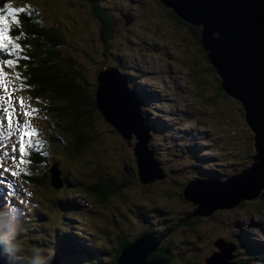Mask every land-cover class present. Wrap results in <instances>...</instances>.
<instances>
[{
    "label": "trees",
    "instance_id": "16d2710c",
    "mask_svg": "<svg viewBox=\"0 0 264 264\" xmlns=\"http://www.w3.org/2000/svg\"><path fill=\"white\" fill-rule=\"evenodd\" d=\"M71 1L0 0V8L5 7L4 13L0 14L6 17V25L0 26H10L11 24V16L6 11L9 6L11 8H21V6L16 7L15 5L22 2H28L33 5L30 13L26 11L17 14L24 32L18 43L24 49L27 47L31 50V53L25 54L26 59H24L23 65L19 69L24 70H22L23 75L21 78L24 80L29 96L31 97L32 94L34 97L40 95L46 98V102L42 103L43 105H41L39 112L45 117L47 124L45 125L46 133L44 132L43 136L45 144H41V147L36 150V153L33 154L35 160L32 164H29L32 169L37 168L36 163L39 164L42 168L41 174H38L35 178L29 172L30 170L26 168L24 176L21 174L20 176L28 181L31 186L41 185L44 192L51 193L50 198H47V200L39 198L41 206L48 205L50 208H58L54 201L57 190L60 189L63 193H67L64 190L74 186H84L83 191L96 197L95 200L100 205H105V211L111 209L112 205H114L112 209L118 208L116 205H119L120 201L123 202V200L125 201L128 197H131V191L132 198H136V204H130L132 208L129 207L127 215H124L126 218L124 227L131 229V231L129 230L130 236L129 234L124 235L123 231L118 227L113 234L110 245L104 246L102 243H96L95 249L98 251L92 250L89 253L86 248H70L71 252H74L73 258L76 261L74 264H89L87 257H98L99 255H101L103 263L98 258H95L92 264H117L121 249L134 244L146 233L154 237L163 238L161 245H158L157 250L147 258V262H155L156 264H207V259L218 251L216 242L219 239L218 241H230L235 246L232 263L264 264V234H259L256 231L251 232L249 229L243 230L244 227L242 225L235 226L236 233H232L233 227L226 225L227 222H224L220 228L224 232L225 228H227V234H218L219 237L217 236L211 245L202 243V237L205 232L200 231L201 223L204 219L208 220V218L197 217L194 214L197 211V207L193 203L185 201L184 191L195 178H203L210 181L219 180L223 177L219 172L213 173L216 164L213 165V160L210 159V156L206 161L210 163L211 169L202 173V166H199L202 164V160L198 150H194L184 144H182V148L176 147L171 140L172 136L169 139V144L173 145L171 148H158L156 146H159L164 138H159L156 133L151 132L153 140L148 144L149 150L154 154L155 164L164 172V179L157 180L151 185L140 184L137 160H132L127 164L120 161L118 155L120 144L115 139L119 134L110 123L104 120L102 113L96 106V97L95 95L94 97L92 96L96 85L93 86V83H89L97 78L95 68L100 67L102 63L106 65L114 64L122 61V59L124 64L119 63V65L128 68L129 85L134 81L133 77L129 76L130 73L140 76V80L145 82L144 85L146 87H152L151 80H154V82L159 80L156 74L148 75L143 73L136 68L134 63H130L129 59L135 61L138 50V61L144 60L151 56L152 53H155L156 58L162 57L177 64L176 60L168 59L167 48L169 49L170 47L166 45L168 37L171 36V33L172 36L175 33H179L178 42L182 43V45L174 46L178 51L181 46H184L187 53L190 54L194 49L187 39L188 33L186 32L192 30L195 33L194 40L200 47L204 28L200 25L192 28L187 23H183L180 18L170 12L172 10L162 5L159 0H140L144 5L142 10L146 11V15L140 18L135 13V11H138L137 3L139 1L90 0L92 4L90 9L85 6H74ZM98 1L103 2L99 4ZM88 9V13H85ZM126 11L132 15L133 13L136 14L133 15V21L126 22L123 19L121 14ZM46 24L50 26H45ZM138 28L139 31L145 29L146 34L150 33L154 38L156 36V38L164 36L161 38L164 41V45L152 47L147 45L148 40L146 39L144 41L138 39L128 40V36L133 34L129 30H138ZM153 32H155L156 36L153 35ZM38 35L43 38L41 43H39L41 49L46 52V56L43 58L40 55L42 51L37 43ZM86 36L90 40L87 42H91L94 47L90 52L85 51V54L80 47L84 42L79 40ZM95 42L98 44L95 45ZM165 45L167 48H165ZM194 52L191 54L193 55L191 59L195 61V66L200 69L202 61ZM204 65H207V63L205 62ZM186 67L189 68V65H186ZM212 70H214L213 66L208 64L204 72L201 70L202 74L196 72L194 76L196 80L192 78L187 80L188 89L191 88L196 91L192 92L189 90L187 93L190 104L185 98L176 99L175 101L166 99V101L179 114V119L177 117L175 119L180 125H182L181 118L183 116L181 106L189 104L190 112L199 110V115L196 117V119L201 120L199 126L203 131L206 129L210 131L209 134L213 136V144L215 146L219 141L218 135L220 134L223 152L216 153L218 161H220L219 155H224L226 142L228 143L229 141L224 137L227 134L225 123L221 119L214 120L215 115L223 109L222 99L231 100L240 107L241 104L225 91L220 77L217 87L211 86L212 78L210 76L212 75ZM199 87L204 92L203 95L199 93L201 92ZM183 96H186V94H183ZM27 99L30 101V98L27 97ZM145 99H153V96H147ZM209 109H212V112H209ZM142 114L145 123H150L149 116L151 113L149 115L144 109ZM206 117L212 119L211 123L204 121ZM102 125L104 127L101 128ZM151 126L153 127L152 122ZM111 137L112 139H110ZM132 138L134 139L135 137L133 136ZM250 140V144L254 147V139L251 138ZM184 142L187 141L185 140ZM245 146L247 149L241 142L237 153L232 152L223 157L226 164L232 162L230 167H232L233 171L238 166H245L241 170L247 169L253 161L252 158L256 154L255 150L250 145V149L248 145ZM117 159L119 160L116 163ZM101 161L112 162L113 168L110 169V172L113 173L112 175L107 176L99 172L98 164ZM64 164L66 165L65 167ZM181 165H185L186 168H189V171L179 169ZM53 166L60 167L63 172L61 184L58 188L52 185L51 172ZM80 168L89 169L90 171L88 174H84L86 177L85 182H81L78 177L74 179V174ZM132 168L133 170L136 169V173L132 174L131 179V175H126V171ZM169 186H173V189L176 190V195L167 192V187ZM155 189L158 194L154 192ZM70 196L71 194L67 198ZM67 198L64 199L65 210H58L64 220L71 216L72 207L67 206ZM162 200H166L168 203L162 202ZM109 201L112 202L109 203ZM227 212L243 213V215H254L255 217L264 215V193L257 200L242 201L234 210L219 209L214 215L219 213L225 217L228 216L224 214ZM173 214L178 218V221L174 223L173 228L164 230L163 226L157 223L159 222L156 218L157 215L166 219L165 217H170ZM10 215L11 217H18L19 214L17 213L14 216V212H12ZM107 219V223L112 222L115 224L112 216L109 215ZM129 220L133 227L128 225ZM252 221V223L258 222L256 226L253 225L254 229L258 228L261 233H264V228L259 227V223L263 222ZM2 222L6 225L5 221L2 220ZM27 226L29 227L30 225L27 224ZM118 226H120L119 222ZM135 227L139 232L137 235H132ZM106 229L101 230V233L107 236L110 233ZM181 230L184 231L186 236L183 237L182 241H179L176 235ZM16 233L17 230L14 231L15 236ZM71 233L72 230L68 232V235ZM59 237L64 238L61 235ZM70 238L71 236L64 239L69 241ZM185 238L194 239V244L187 247V243L184 241ZM3 239L5 238L0 232V241ZM86 244L88 243L85 242L83 244L81 242L80 245L87 247ZM203 251H205V256ZM66 254L67 252L63 256ZM22 255L27 259L25 264H54V262L46 261L45 259L39 260L36 256L29 255L27 251H24ZM29 257L33 259V262ZM7 260L4 255L0 254V264Z\"/></svg>",
    "mask_w": 264,
    "mask_h": 264
},
{
    "label": "rangeland",
    "instance_id": "374dc122",
    "mask_svg": "<svg viewBox=\"0 0 264 264\" xmlns=\"http://www.w3.org/2000/svg\"><path fill=\"white\" fill-rule=\"evenodd\" d=\"M139 1L137 3L138 11H135L137 16L140 18L141 16L146 15V11L142 10L144 8V5L140 2V0H134ZM176 2H180L179 0H174ZM251 1V0H247ZM97 2V1H96ZM103 1H98V3H102ZM225 0H221V3L224 5ZM206 0L204 2L201 1L199 4L198 9H196V13H198L199 16L202 18H208L210 15H213L216 12L215 6H210V9L212 10L210 12L208 11V6L205 4ZM71 4L74 6H85L89 7L92 5L90 3V0H72ZM16 7L25 8L26 11L29 13L32 11V4L28 2H22L17 5ZM242 9H244V6H241ZM5 9V7H2ZM15 9V8H14ZM88 10L85 11V13H88ZM140 10H142L140 12ZM173 13V11H170ZM4 13V12H0ZM133 13V15H136ZM124 17H127L128 15H131L133 18L134 16L126 11L123 14ZM143 18V17H142ZM125 20V19H124ZM139 24V23H138ZM161 25H164L162 23H159ZM10 26L14 27L12 24V17H11V24ZM45 26H50L49 24H46ZM133 34L128 36V40H148V46L157 47V46H163L164 43L157 44L155 41L154 36H151V34L147 33L145 29L143 31H139L137 29H130ZM187 39L190 41L194 53H196L202 61L200 63V69L195 66V61L192 59H185L184 63H189V68H186L184 70H180L179 66L177 64H173L172 62H168L167 60L163 59L162 57L156 58V55L148 56L146 59H142L141 61L137 60L138 50L135 61H132L129 59L130 63H134L136 68L142 71L145 74L151 75L156 74L158 77V82H154V80H151L152 87H146L144 84L145 82L143 80H140V76L130 74L129 76L133 77V80L131 85H129L128 81V68L121 67L119 63L124 64V61L116 62L114 64H108L102 63L100 67L95 68L97 78L96 80L91 81L89 84L93 83V86L96 85L95 92L92 94V96L96 97V102L98 100L96 92L99 91L101 82L99 85V82H97L98 78L105 79L106 83H111L112 80L115 79L114 77H111V79L104 77L107 74H110L107 68L109 70L114 71L115 75L117 76V83L122 89V84L125 85L126 89L128 90V96L131 99V102L134 104V107L136 108L139 115L142 113L145 109V112L150 115V123L146 124L147 126H144L145 129L149 132L150 138L149 141L153 140L152 134L156 133V135L159 138H164L162 143L159 146H156L158 148H171L173 145L169 144V139H171L172 136V142L176 147L182 148V144L187 145L191 147L194 150H198V154L202 160V164L199 166H202V173L203 171L208 172V169H211V165L206 159L211 155L210 153H219L220 151L223 152L222 147V139L220 137V134L218 135V142L215 146L213 144V136L209 134V130L203 131L202 128L199 126L200 121L199 119H196L198 117V113L196 112H190L189 104H185L182 107V116L181 118V124L180 125L176 119L174 118V115L177 116V119H179V114L177 112H174L171 110V108H168L167 105L169 102L166 101V99L170 101H175L176 99H184L186 98L183 96L186 92L189 90L192 92H196L192 90L191 88L188 89L189 85L187 84V80L189 78H194L196 75V72H199L202 74V71L204 72L206 66L208 65V56L206 51L203 50V48L198 47V45L195 42L194 38V32L192 30L187 31ZM179 33H175L171 37L173 38V41L171 44L178 45V35ZM7 35L11 36L12 33L9 32ZM85 35V34H84ZM153 35L156 36L155 32H153ZM248 35V33H246ZM36 37V36H35ZM157 37V36H156ZM164 36H161L163 38ZM88 36L85 38L80 39L79 41L84 42V44L80 47L85 52L92 51V48L94 47L93 44L87 41H90L87 39ZM256 40H262L264 41V27L263 25L260 26L259 32L257 34V37H255ZM38 45L39 48L41 43V40L43 39L41 36L38 35ZM168 40V39H167ZM170 40V39H169ZM20 41V40H19ZM48 41V40H47ZM18 43V41H17ZM49 43V42H48ZM98 44L95 42V45ZM201 45V44H200ZM101 46V45H100ZM197 46V47H196ZM11 47V45H9ZM175 47V46H173ZM182 47L181 54L175 47V49H172L169 47L168 50V57L177 60L179 57L182 56L183 53L187 52L185 50L184 46ZM22 51L19 53L21 57H25L26 53H31V50L26 47L24 49L22 46ZM138 48V46H137ZM166 48V46H165ZM38 49V51H40ZM41 57H45L46 52H44L41 49ZM85 52V54H86ZM191 52V54H193ZM1 58L0 61L4 59H16L15 55H9L6 56L4 52H0ZM185 56L189 57V54H185ZM24 59L17 60L16 66L13 68H9L8 66L1 65V67L4 68V72L8 73L7 76H4L3 74H0V172L3 171L4 163L7 161V164L11 166L12 169L18 171V175L16 177L11 176V172H3V178L0 179V232H2V236L5 238L0 241V254L4 255L8 260L4 262L3 264H25L27 259L22 255L24 251H27V253L31 256H36L37 259L46 261L54 262V264H74L76 261H74V252H71V249L79 248H86L87 252H92V248H87L86 246L80 245L81 242L84 244L87 243H102L104 246L110 245L111 240L113 238L114 232L117 230L118 227L123 231L124 235L129 234V230L131 229L129 227H124V222H126V218L124 215H127V210L131 205L136 204V198H132V191H131V197H128L125 201H120L119 205H116L118 208L115 207V209H112L114 205H112L111 209L105 211L104 207L105 205H100L94 197L89 195L87 192L83 191L84 186H74L65 189L67 193H63L60 189L57 190V194L54 197V201L57 204L56 209L50 208L48 205L41 206L39 202V198H42L44 200H47V198H50L51 193L44 192V189H42L41 185H34L31 186L28 184L29 182L26 181L24 178L20 176H24V171L26 168H28L35 178L38 176V174H41L42 168L39 164L36 163L37 168L32 169L29 164L35 160V157H33V154L36 153L37 148L35 147V144L37 141H39L40 145L45 144L44 139V132L45 131V125L46 120L45 117H43L42 113H40L39 109L41 105H43V102H46V98L42 96L34 97V95L31 94V97L29 96L28 89L25 88L24 80L21 79H13L17 73L20 74V77L23 75L22 70L19 69L21 65H23ZM207 63V65H204V63ZM100 65V64H99ZM243 68H245V65H243ZM202 70V71H201ZM24 71V70H23ZM137 71V70H136ZM26 76V75H25ZM249 76V70L244 75ZM27 77V76H26ZM218 75L214 73V70H212V75L210 78H212L211 86L214 88L218 85ZM11 81V83H9ZM245 84L246 80H244ZM115 83V85H117ZM186 83V84H185ZM195 83V82H194ZM201 83V82H200ZM238 83L236 80L232 82V84ZM24 85L23 88H21V85ZM88 84V85H89ZM188 85V87H187ZM6 86V87H5ZM27 91L25 92V90ZM130 89V90H129ZM241 89V90H240ZM238 89V92L244 91V88ZM199 93L204 94V92L201 90V87H199ZM191 93V92H190ZM147 96H153V99H145ZM30 98V101L29 99ZM23 98L25 102V108H20V100ZM221 102L223 103V109L220 110L219 113L215 115L214 120L221 119L225 123V126L227 127L226 135L224 136L228 143L226 142V150L224 155H219L220 161L217 162V165L213 169V173L219 172L223 177H221V181H225L229 179L231 176H235L237 174H240L245 168V166H238L234 168L233 171L232 162H229L228 164L225 163L223 160V157H225L226 154L229 153H237L240 147V143L243 142L244 147L247 149L245 145H249L254 149V147L250 144L251 138H253L251 130L247 127V125L244 122L245 114L244 109L238 105H236L235 102L231 100H224L222 99ZM38 103V104H36ZM138 106V107H137ZM15 108L16 113H22L24 111L32 112V109H37V111L32 112L31 116H24V115H16L15 113L12 116V128L10 129L8 127V115L3 109L8 108L9 111L12 110V108ZM149 108V109H148ZM200 108V106H199ZM83 112V111H82ZM209 112H212V109H209ZM208 114V113H207ZM143 121L145 122L144 118L142 117ZM209 120V121H208ZM212 119L210 117H206L204 121L207 123H211ZM17 121L21 125L28 123L31 125L27 129L29 132L34 133L31 137H25L26 142V155L22 157L23 163H20L18 160H12V157L19 156V153H12L11 152V146L13 144H17V141L19 140V137L23 134L25 131L24 128H20L19 131H17ZM151 122L153 123V127L151 126ZM142 126V125H141ZM224 126V127H225ZM231 126V128H230ZM104 127V125L101 126V128ZM194 129L197 131V134L194 132ZM225 129V128H224ZM13 132L14 134L10 137L8 135L9 132ZM112 137H114L112 135ZM112 137L110 139H112ZM31 139L32 146H27V141ZM109 139V141H111ZM116 141L120 144V150H119V158L120 161L123 163H130L132 160L134 161L136 158L134 156L133 149L128 146L127 140L123 138L121 135H118V137L115 138ZM158 140V139H156ZM187 142H184V141ZM198 141L197 145H195L194 141ZM136 137L129 143H135ZM148 143V142H147ZM254 143V142H253ZM236 144V146H235ZM18 148V144H17ZM250 149V147H249ZM185 151L184 149H182ZM255 150V149H254ZM144 151V148L142 150ZM151 154L152 152L149 151ZM257 154V152H256ZM119 159L116 160V163ZM154 161V160H153ZM147 166H144L143 169L146 171L147 174L143 176L142 168H137L138 170V179L140 181V184L146 183L147 178H152L155 170L157 171V176L162 174V170L157 168V165L152 163L151 157L148 159ZM252 163H254L252 161ZM251 163V165H252ZM250 165V166H251ZM66 165L64 164V167ZM99 172H102L103 175H112L113 173L110 172V169L113 168V164L111 161H105V162H99ZM133 166V164H132ZM38 169V171H37ZM72 169V167H71ZM182 171H189V168H186L185 165H181L179 167ZM161 170V171H160ZM241 170V171H240ZM246 170V169H244ZM90 171L85 170L84 168H80L79 171H76L74 174V179H77L78 177L81 182L86 181V177L84 174H88ZM62 169L60 167H52V182L54 187H59L61 184V175H62ZM111 173V174H110ZM136 173V169L133 170V168L129 171H126V175H131ZM232 174V175H230ZM196 179V178H195ZM194 179V181H195ZM196 180H204L202 179H196ZM193 183V182H191ZM191 183L188 187L191 186ZM36 189H35V188ZM187 187V188H188ZM132 189V187H131ZM164 189V188H163ZM155 193L158 194V191L155 189ZM167 192L173 195H176V190L173 189V186L167 187ZM63 194V195H62ZM70 197L67 198V196ZM62 195V196H61ZM67 198V206L72 207L71 208V217L68 220H64L63 217L58 213V210L63 211L65 210L64 206V199ZM253 200H248L244 202H249ZM112 201H109V203ZM162 202H166V200H162ZM108 203V202H107ZM132 208V207H131ZM212 208V207H211ZM237 207L233 208L232 210L236 209ZM228 210V209H227ZM14 212V216L19 214L18 217L14 219V223L16 227L12 228L10 224H12V220L10 213ZM29 212V214H27ZM180 212V211H179ZM183 212V211H181ZM215 212H218V210H215L211 213L210 217L207 219H204L201 223V230L205 232L204 236L202 237V243L206 245H211L214 240L217 238L218 234H227L228 229L225 228V232L221 231V226H223L224 222H227L226 225H231L233 227L232 233H236L235 226L242 225L244 228L243 230H251V232H255V229L253 227L258 224L252 223L254 220L260 221L263 223H259V227L264 228V215L255 217L254 215H243V213H231L227 212L224 213L228 216H223V214H215ZM41 213V215H44V219L39 221V218H37L38 214ZM131 213V211H130ZM24 215H27V221ZM112 216V219H114L115 224L108 222L107 217ZM214 215V216H213ZM157 220L162 226L164 230L173 228V225L175 222L178 221V218L173 215L170 217H165L166 219H163L160 215H157ZM210 218V219H209ZM122 219V220H121ZM6 222V225L4 222ZM121 220V221H120ZM252 221V222H251ZM118 222L120 223V226H118ZM73 223V224H72ZM27 224L30 226L28 227ZM128 225L133 227L130 220L128 222ZM73 226L76 227L77 232H73L68 235V232H70ZM39 227H41L39 229ZM27 228V229H25ZM72 228V229H71ZM107 228L106 230L110 233L107 236L101 233V230ZM242 228V227H241ZM17 230L16 236L14 235V231ZM134 232H132V235L138 234L139 230L135 227ZM62 236L64 238H67L71 236V238L68 240L62 239L59 236ZM130 236V234H129ZM186 236L184 231L181 230L177 233L176 238L179 241L183 240V237ZM219 237V236H218ZM129 238V237H128ZM130 239V238H129ZM219 240V239H218ZM217 240L216 244L219 242ZM71 241V242H70ZM187 243V247L192 246L194 244V239L192 238H185L184 240ZM230 243V241H229ZM65 244V245H64ZM182 244V242H181ZM231 244V243H230ZM233 245V244H231ZM68 247V248H67ZM94 251H98L97 249H94ZM202 252L201 250H199ZM67 252L65 256L64 253ZM233 252H231L232 255ZM205 254V251H203V255ZM205 256V255H204ZM213 256V255H212ZM210 256L209 258H212ZM31 261L33 262V259L29 257ZM95 258H98L102 261L101 255L98 257H87V260L89 264H92V262L95 260ZM229 262V261H228ZM232 262V260H231ZM231 264V263H230Z\"/></svg>",
    "mask_w": 264,
    "mask_h": 264
},
{
    "label": "water",
    "instance_id": "95a60500",
    "mask_svg": "<svg viewBox=\"0 0 264 264\" xmlns=\"http://www.w3.org/2000/svg\"><path fill=\"white\" fill-rule=\"evenodd\" d=\"M159 1L166 8L175 9L169 5L167 0ZM179 1V5H184L182 0ZM254 1L256 0H225L224 5L230 6L231 9L235 2L230 17L242 12V9L238 7L240 4V6L243 5L259 16L264 24V6L258 7ZM211 2L213 0H206L205 4L215 6L212 5L215 3ZM217 5H223L221 0L217 1ZM184 12H181V9L176 10L182 20H186ZM218 13L220 14L219 18L217 17ZM223 14L224 11L219 12L216 8L214 15L222 24L216 29V36L214 35V37L213 34L209 36L207 33L209 29L206 28L207 31H204V35H202L205 42L204 50L208 56V64L213 66L214 73L222 80V87L243 106L244 122L251 130L254 138V149L257 154L252 158L254 163L234 177L232 176L225 181H221V179L203 182L202 180H195L192 181L190 187L186 188L184 191L185 201L196 205L197 211L194 214L204 218L210 217L215 210H232L242 201L257 200L264 193V41L256 40L252 27L254 23L260 25L262 21L255 18L253 22L250 19L248 25L243 28L239 27L238 24H234L232 27L229 25L228 16L223 18ZM124 19L126 22L133 21L131 15L124 17ZM246 33H248V38L245 37L247 36ZM186 54L188 53L186 52ZM191 58H193L191 53L189 57H185L187 60ZM107 69L110 74L104 77L111 79L115 76V79L111 83H106L105 79L98 78L97 82L99 85L101 82V86L96 92L98 98L96 106L102 113L104 120L127 140L128 146L132 145L130 147L134 151L136 163L139 169L142 168L144 176L147 173L143 167L147 166L150 157L152 163L155 164L153 161L154 154L149 152L150 134L144 127L147 125L141 114L139 115L137 112L130 97L122 94L114 71ZM248 70L249 76L245 78L244 75ZM234 80L238 83L232 84ZM122 87L125 88V85L122 84ZM241 87L244 88V91L238 92ZM133 136L136 137L134 145L129 143ZM143 148L146 151L144 153L142 152ZM157 168L158 170L161 169L158 166ZM161 172L162 174L157 176L155 170L153 177L147 178V182L143 185H151L157 180H163L164 172ZM162 239L148 233L142 235L137 242L121 249L117 264H156L155 262H147V258L157 250L158 245H161ZM216 245L218 251L213 254L212 258L207 259V264H234L231 260H234L235 246L224 240H220ZM231 252H233L232 255Z\"/></svg>",
    "mask_w": 264,
    "mask_h": 264
},
{
    "label": "snow or ice",
    "instance_id": "6c2138e0",
    "mask_svg": "<svg viewBox=\"0 0 264 264\" xmlns=\"http://www.w3.org/2000/svg\"><path fill=\"white\" fill-rule=\"evenodd\" d=\"M5 9L0 8V12H4ZM7 14L10 15L12 17V24L14 25V27L12 26H0V52H4L6 56L9 55H15L16 59H4L2 61H0V64L2 65H6L9 68H13L14 66H16L17 64V60L20 59H26V57H21L19 55V53L22 51L21 45L19 43H17V41H19L21 39V37L24 35L23 32V27L21 25V21L18 18V13H23L26 12L25 8H11L10 6L7 8ZM0 25H6V17L5 15L0 14ZM11 32L12 35L9 36L7 35V33ZM9 45H11V47H9ZM0 74H3L4 76H7L8 73L4 72L3 67H0ZM13 79H21L20 74L17 73L16 76ZM9 83H11V81H9ZM6 87V86H5ZM24 85H21V88H23ZM20 108H25V102L23 100V98H21L20 100ZM3 111H5L8 115V127L11 129L12 128V116L15 113L17 116L18 115H24V116H31L32 112L37 111V109H32V112L29 111H24L22 113H16L15 108L13 107L11 111H9L8 108L3 109ZM24 128L25 131L23 132V134L19 137V140L17 141L18 144V148H17V144H13L11 146V152L12 153H19V156H13L12 160H18L20 163H23V159L22 157L24 155H26V142H25V137H31L34 133L33 132H29L27 131V129L29 127H31L30 124L25 123L23 125H21L19 123V121H17V131H19L20 128ZM14 133L13 132H9L8 135L11 137ZM27 146H32V141L31 139H29L27 141ZM35 147L37 149H39L41 147L39 141L36 142ZM4 163V167H3V171L0 172V179L3 178V172H11V176L12 177H16L18 175V171L14 170L11 168L10 165L7 164V161L3 162Z\"/></svg>",
    "mask_w": 264,
    "mask_h": 264
},
{
    "label": "bare ground",
    "instance_id": "6f19581e",
    "mask_svg": "<svg viewBox=\"0 0 264 264\" xmlns=\"http://www.w3.org/2000/svg\"><path fill=\"white\" fill-rule=\"evenodd\" d=\"M167 1L169 2V5L172 8H175L172 11L178 18L181 19V17L176 13V10H180L181 9V12L185 11L184 14H185L186 20H182L181 19V21H183V23H187L188 25H191L192 27L200 25V26H202L204 28V31H207L206 28H208L209 30L207 31V33L209 34V36L211 34H213V37H214V35L216 34V29H218L219 26L222 24V22L219 21V19H218L220 17L219 13L217 14L218 18H216L215 15L213 14V15H210V17L204 19L201 16H199L198 13L195 12L196 9H198L199 4L201 3V1L203 2L204 0H195V1H193V0H182V2L184 3V5H182V6L179 5L178 2H176L174 0H167ZM217 1L218 0H213V2H211V3H215V4H212V5H215L216 8L219 10V12L220 11H224V14L222 15L223 18H226L228 16V18L230 19L229 20V25H231L233 27V25L235 24V18L232 17V16L230 17V15H231L230 13L233 11V7H234L235 2L233 4V7L230 9V6H228V5H226V6L225 5L224 6L223 5L218 6L217 5ZM254 4L256 6H258V7H262V6H264V0H256V1H254ZM207 6L209 8L207 12H209L210 11V6L209 5H207ZM238 7L240 9H242L240 4H238ZM226 13H228V15H226ZM236 16L237 15L235 14V17ZM262 25L264 27V24H262ZM245 37L248 38V35L245 36ZM200 44H201V48H203V50H204L205 42H204L203 36H202ZM121 90L123 92L122 94L125 95V96H127V94L129 93L128 90L126 89V87L125 88L122 87Z\"/></svg>",
    "mask_w": 264,
    "mask_h": 264
},
{
    "label": "clouds",
    "instance_id": "9594fccd",
    "mask_svg": "<svg viewBox=\"0 0 264 264\" xmlns=\"http://www.w3.org/2000/svg\"><path fill=\"white\" fill-rule=\"evenodd\" d=\"M245 13V14H244ZM237 16L235 17V14H233L232 15V17H234L235 18V24H238V26L239 27H241V28H243L244 26H246V25H248V22H249V20L251 19V22H253V19H255V18H258V19H260L261 20V18L259 17V16H257L254 12H252L251 10H248L247 8H245L244 7V9H242V12L241 13H237L236 14ZM262 21V20H261ZM263 24V21H262V23H260V25H257V24H255L254 23V25L252 26L253 27V32H254V34L256 35V37H257V34H258V32H259V28H260V26ZM216 36V35H215ZM170 39V40H169ZM178 41H179V39H177ZM155 41H156V43L157 44H161V43H164V41L161 39V38H156L155 37ZM168 41H172V42H174L173 41V38L171 37V36H169L168 37ZM166 45H168V46H170L172 49H175V47H173L175 44H171V42H166ZM165 45V46H166ZM178 45H182V43H180V42H178ZM166 48H167V46H166ZM181 51H182V47L180 48V50H179V53L181 54ZM155 53H152L151 54V56H153ZM185 54H186V52L185 53H183L182 54V56L181 57H179L176 61H177V65L179 66V67H181L182 68V70L183 69H186L187 67H186V65H189V63H184V60H185ZM150 56V57H151ZM168 59H172V58H169L168 57ZM172 60H175V59H172ZM168 62H170V61H168ZM173 63V62H172ZM173 64H175V63H173ZM156 76H157V73H156ZM158 78V77H157ZM158 82V81H157ZM128 83H129V81H128ZM156 83V82H155ZM178 122V121H177ZM203 181H206V180H203ZM202 181V182H203Z\"/></svg>",
    "mask_w": 264,
    "mask_h": 264
},
{
    "label": "flooded vegetation",
    "instance_id": "af4514ba",
    "mask_svg": "<svg viewBox=\"0 0 264 264\" xmlns=\"http://www.w3.org/2000/svg\"><path fill=\"white\" fill-rule=\"evenodd\" d=\"M189 26L192 27L191 25H189ZM192 28H193V27H192ZM194 28H195V27H194ZM217 79H218V82H219V81H220L219 76L217 77ZM174 112H175V111H174ZM177 114H178V113H177ZM175 117H177V116L174 115V118H175ZM194 132L197 134V131H196V130H195ZM197 142H198V141H196V140L194 141L195 144H196Z\"/></svg>",
    "mask_w": 264,
    "mask_h": 264
}]
</instances>
